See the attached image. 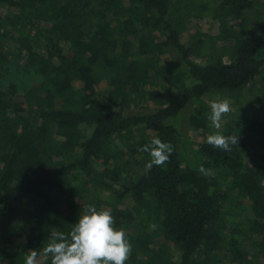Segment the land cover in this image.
Here are the masks:
<instances>
[{
    "label": "trees",
    "instance_id": "trees-1",
    "mask_svg": "<svg viewBox=\"0 0 264 264\" xmlns=\"http://www.w3.org/2000/svg\"><path fill=\"white\" fill-rule=\"evenodd\" d=\"M3 1L12 10L7 24L39 25L33 37L17 39L9 67L42 78L35 89L45 96L27 108L11 81L7 91L0 82V257L24 264L16 239L40 251L95 205L112 210L116 228L134 227L127 264H264V112L223 128L239 136L232 151L206 137L195 156L180 144L176 122L194 100L186 119L204 130V96L252 90L256 81L264 107V0L257 7L216 0L207 39L196 30L203 9L191 0ZM198 49L204 64L189 60ZM166 53L180 63L170 67ZM122 104L140 111L115 113ZM154 136L174 151L145 172L150 156L139 149ZM123 154L140 157V172L124 177ZM201 166L213 174L205 177ZM230 191L249 201L246 228L229 226ZM157 234L173 244L174 258L155 250Z\"/></svg>",
    "mask_w": 264,
    "mask_h": 264
},
{
    "label": "rangeland",
    "instance_id": "rangeland-1",
    "mask_svg": "<svg viewBox=\"0 0 264 264\" xmlns=\"http://www.w3.org/2000/svg\"><path fill=\"white\" fill-rule=\"evenodd\" d=\"M255 5L254 7H257L258 4L262 0H254ZM216 0H191V3L194 5L195 8H199V6L203 9L202 10V17L199 20V24L197 25V33L201 38L207 39V35L210 34L209 31L211 29V9L216 4ZM8 5L3 1L0 0V63H2L1 66V72L0 74V82L3 86V88L7 91V82L11 81L14 86L15 91V98L16 100L21 101V103L28 108L30 103L35 102V100L39 101L38 98L45 96L44 90H36L35 87L40 84L42 78L35 74H23L21 71L14 72L13 67H9L10 63L13 62V59L16 57V51L17 48V39L20 38H31L36 33V23L32 21H27L25 19L15 21L14 24H7V13L11 11L8 10ZM16 13V12H13ZM251 12H248V15H250ZM254 26L256 27V23L253 22ZM39 26V25H38ZM222 41L218 42L217 45L220 46ZM165 58L168 61V64L170 67L179 64V56L176 54H165ZM189 60L198 63V64H204L206 61L205 55L202 54L201 50L198 49L195 54H191L189 56ZM261 81H256L254 86L252 87V90H249L247 88H243L238 92L233 93H217L213 92L211 94H208L203 97V104L205 108V118H206V127L204 130H197L191 127L188 124V121L186 117L189 115L192 108L195 106L196 102L190 101V103L186 106L185 110L183 111V115L185 116V119H182L181 116H179L176 120L177 124L179 125V129L181 132L180 136V144L183 145L187 149V151L190 153L191 156H195L196 150L198 148V144L202 142L209 134H212L216 132L217 130L210 127V121L208 119V116L210 114V108L209 104L213 100H219L223 98H228L231 101L232 104V111L229 115L224 117L222 122V127L219 130L220 132L223 130V128L228 124L232 123L234 120L237 119L238 116L241 115H259V113L264 112V107H259V91L258 88L261 87ZM105 81H101L99 83V86H104ZM73 85L75 88H79L81 86V82L78 80H75L73 82ZM19 97V98H18ZM263 106V104H262ZM140 111L138 108L134 106L129 105H118L115 108V113L118 114H131L133 112ZM34 112V110L32 111ZM31 123L33 125H37L39 120L38 117L35 115L31 116L30 119ZM83 131L86 134L90 133L89 127L82 126ZM121 164L126 165L125 169L122 171L124 177L129 178L130 176H133L136 172H140L141 170V160L139 156H136L134 158H131L128 154H123L121 157ZM98 170H101L102 165L100 163H96L95 166ZM104 187L102 185H99V188H97V191L99 193L103 192ZM224 207L231 211V214L229 215V226H240L246 228L248 225V221L250 219L251 212L249 210V201L245 197H238L235 192L230 191L227 201L224 204ZM23 217V214H21L18 217V221H21ZM152 229V228H151ZM149 229V230H151ZM134 227L131 225V227H128L126 229V232H133ZM2 240V237L0 236V242ZM153 247L155 250L159 253H161V249L159 246H161L163 249L167 250L169 253H172V256H174L177 253V250L174 248L173 244L169 241H166L162 235H156L153 238ZM15 243L17 244L18 248L20 249L22 255L25 257L28 254V249L26 248V243L24 238H18L15 240ZM0 264H8V261L5 259H2L0 257Z\"/></svg>",
    "mask_w": 264,
    "mask_h": 264
},
{
    "label": "clouds",
    "instance_id": "clouds-1",
    "mask_svg": "<svg viewBox=\"0 0 264 264\" xmlns=\"http://www.w3.org/2000/svg\"><path fill=\"white\" fill-rule=\"evenodd\" d=\"M209 108L210 127L217 131L209 134L206 142L214 148L232 151L234 146H238L239 136L224 135L219 131L224 117L232 111L231 101L228 98L213 100ZM139 151L150 156L145 164V172H149L153 166L162 167L170 162L174 146L154 136ZM199 172L205 177L213 174L203 166ZM150 227L155 230L157 225L153 223ZM131 254L132 244L128 234L124 229L115 227L112 210L87 205L68 233H52L40 251H28L24 264H127Z\"/></svg>",
    "mask_w": 264,
    "mask_h": 264
}]
</instances>
